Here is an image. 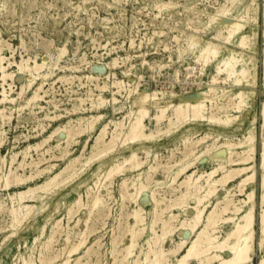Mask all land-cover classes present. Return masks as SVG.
Segmentation results:
<instances>
[{"label":"rangeland","instance_id":"rangeland-1","mask_svg":"<svg viewBox=\"0 0 264 264\" xmlns=\"http://www.w3.org/2000/svg\"><path fill=\"white\" fill-rule=\"evenodd\" d=\"M263 5L264 0H0V41H2L0 42V52L6 56L5 59L7 60L4 59L3 63L7 71L12 73L11 78L3 84L7 92V100L0 104V108L5 107L6 109L4 110V114L6 115L4 119L0 114L1 175L7 173L9 169H13L18 175L28 176L30 173L35 174L37 169H42V167L44 168L49 164H55L53 171L58 170L69 158L78 155L84 144V155L89 156L96 131H86L83 135L77 136L74 140L75 142L70 140L67 145L66 142H63L65 129L77 126L78 124L76 123L80 119L83 120L80 124L85 125L86 118L98 113L103 114V117L99 120L97 127L104 122H108V128L111 129L113 128L111 120H121L124 117L123 122L126 126L129 121V118L126 116H128L130 108L133 111L135 110V107H131V103L137 98V93L143 90L149 93L156 92L163 105L164 102L176 104L179 99L192 101L196 97H199L201 92L207 90L209 87H214L215 92L211 94L213 102L210 104L209 102L206 103V113H214L217 116L220 115L222 118H224L226 107L231 104L229 99L232 93L237 89L243 92L246 103L240 117L231 122V127H225L217 123L207 124L206 122L183 124V127L169 136L162 135L154 140L119 146L115 152L106 155L100 160L93 161L90 166L78 171L79 173L73 180L59 188L46 193L38 192L35 199L24 202V204H32L33 209L12 236V229L8 227L10 223L8 208L12 205L16 206L17 203L13 204L6 193L25 189L27 185L34 186L41 184L48 177L49 173L43 172L39 176L37 175L32 178V181H27V184L24 185H11L9 189L0 188V201L4 202L3 208L0 210V264H22L23 259L28 260L29 258L35 264H41L39 259L52 256L54 253L60 252L61 247L65 246V235H70L68 238L69 245H71L77 242L78 233L86 229V226L89 227L86 231V233L88 232L87 241L79 249L78 253L71 257L72 260L69 261V264H74L78 256H81L79 264H113V256L115 255L120 259L121 248L125 244L130 243L129 239L131 235H129L128 228L130 225H133L131 213L138 204L144 210L142 215H144L146 228L139 235V238H137L134 253H140L139 258L143 260L144 252L147 251L148 247L144 240L147 241V239L153 236L150 230V223L155 214L153 212L154 203L150 199V190H154L156 192L155 197L161 201L158 209L165 208L166 205L170 204L179 195L180 191L184 190L179 185V182L185 175H180L176 183L172 182V178L180 167V159L184 157L186 152L188 153L190 150H193L194 152L196 151L194 155H198L205 150L207 144L210 145L211 149L209 152L207 151L202 156L200 155L197 161L195 160V165L191 167V169L194 168L199 173L209 171L217 163L226 162L228 149L225 147V142L230 140L237 141L238 138H242L249 130H254L256 138V165L254 181L248 183L246 191L253 189L255 192L257 217V213L260 210L259 195L261 187L259 182L262 174V170L257 166V161L264 138V127L261 125L262 121L259 118V105L264 98V62H262L264 61ZM221 8L227 9V13L224 16L218 12ZM211 17H215L213 22L211 21ZM226 21H237L243 24L241 34H237L228 43L222 39H213V36L219 30L224 29L223 26L227 23ZM187 22L188 24H186ZM221 32L225 34V30ZM241 35L247 37L245 42L248 48H243L237 44V40ZM191 36L197 38L199 43L194 47L188 48L186 41ZM94 39L96 43H93ZM207 41H212L222 47L219 58L224 57L229 51H232L243 55L246 59H250L248 65L251 68V75L247 78V82L243 81L240 86H236L232 83V80L223 81L222 78L224 76L219 75L216 82L211 84L210 80L215 74L214 63L207 65L205 71H201L200 65L194 60L195 52ZM4 43L9 45H4ZM61 48H65L63 53L59 51ZM182 49L185 51L182 57L178 58L179 50ZM45 55L49 56L44 65L46 68L43 67L41 69L40 78L34 79L33 85L28 87V75L18 69L17 63L27 60V64L33 65L34 61L41 62ZM158 64L163 67L159 68ZM95 67L101 68L102 71L99 69L97 71ZM93 68L95 71H93ZM176 71L178 72L175 75ZM41 73H46V76H42ZM116 79L125 85V89H119L117 92V88L112 85V82ZM40 84L39 100L37 99L36 102L26 105L27 98L31 95L33 89ZM101 86L105 87L101 89ZM1 92L2 84L0 81V98L3 97ZM216 94L218 97H216ZM98 95L105 101L100 105V108L97 107ZM113 97L117 98L116 103L113 102ZM11 98L13 101H9ZM77 99H81V102ZM214 105L217 107L226 106L225 109L221 108L219 110V107L217 108ZM153 110V107H150L151 113H153ZM254 118L256 122L252 123ZM145 123L147 130L154 128L152 121L146 120ZM55 130L57 131L51 137L52 139L42 148L38 150L31 148L28 151L30 157L27 156L25 162L30 164L31 161L37 162L40 160L39 166L36 167L31 164L25 165L23 169H16L17 163L22 159L25 148L28 145L38 143ZM205 132L210 134V138H207L205 142L200 144L193 143L204 135ZM187 137L190 138L192 145H190L191 143H186L187 147H185L183 140ZM215 138L217 139L216 142L214 141L212 147L211 145ZM56 144H59L60 147H55ZM47 148H51L48 151L49 153L44 152ZM66 149L67 152L63 155L62 152ZM61 150L64 151L61 152ZM16 151L18 156L16 161L11 164V155ZM144 151H149L150 155L146 156ZM40 152L44 153L40 155ZM131 152L137 153L139 160L143 161L141 169L127 170L126 165L121 174L115 175L111 181L106 180V168L108 170L114 163L128 157ZM173 155L175 156L173 157ZM194 155H191L192 157L190 156L189 160L194 159ZM158 164L161 165L159 166ZM149 167L153 169H148ZM139 174L141 175L138 176ZM145 175H149L148 181L145 179ZM137 177H139V181L148 182V190L142 192L141 198L136 201L137 203L129 198L122 199L119 192L121 181L127 179L128 184H130ZM102 180L104 181L101 182ZM92 181L94 182L92 183ZM234 184L235 182H231L229 187L235 188ZM86 188L87 190L92 188V190H89L90 194L88 195ZM130 191H134V189L131 188ZM223 193L224 190H220L216 197L221 198ZM38 195H41L42 198L39 199ZM96 195H101L100 199L102 198L101 204L98 207L99 211H97L98 209H94L92 214H89L88 212L91 209L90 202L93 201ZM79 196L81 197V204L77 207V205H74V202L76 199H79ZM244 197L245 195L238 196L236 194L234 199ZM140 201L145 202L142 204ZM211 201H215V197ZM193 204L194 200L188 198L183 207H177L172 211L177 213L179 220L176 218L172 222L176 230L171 237L168 236L166 238L163 243L164 249L173 248L180 241L179 238L186 239L187 241L191 239L192 233L187 229L180 228L179 221L191 217V206ZM71 207L73 208L72 214H74L71 215L72 218L66 216L68 209ZM167 214L169 215V210L164 211L162 218H168ZM95 217L97 218L95 219ZM58 219L61 223L49 243V251L47 249L44 250L42 244L47 243L46 241L49 240L52 234L51 225ZM86 222L88 223L86 224ZM231 225L219 224L217 227L219 235H224ZM118 226H120L119 228L124 227V232H120L122 229H119ZM159 226L161 224L157 221L155 224L157 231H159ZM257 228L256 219V239L259 238ZM180 232H182L181 236L178 234ZM88 246L90 249L86 252ZM95 248L98 249L96 250ZM255 253L252 255L250 264H257L264 252L263 249L256 248ZM167 257L169 263H174L175 256L167 255ZM64 259L61 253L60 259L54 263L59 264Z\"/></svg>","mask_w":264,"mask_h":264},{"label":"bare ground","instance_id":"bare-ground-1","mask_svg":"<svg viewBox=\"0 0 264 264\" xmlns=\"http://www.w3.org/2000/svg\"><path fill=\"white\" fill-rule=\"evenodd\" d=\"M252 4H254V3H252ZM245 8H246V6H245ZM160 9H161V7H160ZM218 12L224 16L227 13V9L221 8L218 10ZM263 15H264V5H263ZM213 20H215V17H211L212 22H213ZM226 22L227 23L224 24V26H223L224 29H222V30H225V34H222V32H221L222 30H219L213 36V39H215V40L222 39L224 42L228 43L235 36H237V34L238 35L241 34V29L243 28V24H241L237 21H226ZM208 23H209V21H208ZM186 24H188V22ZM189 24H190V22H189ZM198 29H196V30H198ZM153 35H154V33H153ZM246 38L247 37L245 35H241L237 40V44L243 48H248V46H246L247 44L245 42ZM251 39H253V38H251ZM263 40H264V38H263ZM92 41H93V39H92ZM0 42H2V41H0ZM186 42H187V47L191 48V47L196 46L199 43V40L197 38L191 36V37L187 38ZM22 43H24V42H22ZM93 43H96L95 39H94ZM4 45H7V44L4 43ZM132 45H130V46H132ZM21 47H22V45H21ZM221 50H222V47L219 44L214 43L212 41H207L203 45H201L198 48L197 52H195V54H194V60L196 63H198L200 65L201 71H205V67L207 65L214 63L215 74L212 76V79L210 80L211 84L216 82L217 76H219V75L224 76L222 78L223 81L232 80V83L236 86H240L243 81L247 82V78L251 75V68L248 65L250 59H246V58H244L243 55L236 53V52H232V51H229V53L227 55H225L224 57L219 58ZM59 51L63 53L65 51V48H61ZM184 51H185L184 49L179 50L178 58L182 57V54ZM5 57L6 56H4L0 52V81L2 84L1 95L3 96L0 98V104L2 102H4L5 100H7L8 96H7V92H6V89L4 88L3 84L6 83L8 81V79L11 78V75H12L11 72L7 71L6 66L3 63ZM48 57L49 56H47V55L43 56L41 62L34 61L33 65L27 64V60H25V61L22 60L20 63H17L18 69L22 73L24 72L28 75L27 76L28 77V84H27L28 87L33 85L34 79L41 76L40 71L43 67H45L44 65L46 64ZM5 60H7V59H5ZM262 62H264V61H262ZM116 63H114V64H116ZM109 65H111V64H109ZM49 67H50V65H49ZM158 67L162 68L163 66L158 64ZM77 68H78V66H77ZM95 69H97V71H98L99 68L95 67ZM95 69L93 68V71H95ZM99 70L102 71L101 68ZM177 72L178 71L175 72V75L177 74ZM263 74H264V63H263ZM42 76H46V73L42 74ZM79 79H80V77H79ZM57 80H59V79H57ZM87 80H88V78H87ZM89 80H90V78H89ZM105 80H107V79L105 78ZM61 81H62V79H61ZM41 84L38 85L36 88L34 87L35 89H33V92L31 93V95L26 100V105H29L32 102H36V100L38 98H40L39 97V91L41 89ZM112 85L117 88V92L119 91V89L122 90V88L125 87V85L118 79L114 80L112 82ZM104 87L105 86H101L100 88L103 89ZM22 89H23V87H22ZM46 91H48V90L46 89ZM220 91H221V89H220ZM214 92H215V88L209 87L207 90L201 92L199 97H196V98L194 97L195 99H193L192 101H189L186 99H179V101L176 104L164 102L162 105V102L160 101L158 94L156 92L149 93L146 90H143L142 92L137 93V98L134 99L131 103V107H135V110L133 111L130 108V110L127 114L128 116H126L129 118L128 124L126 126H125V123L123 122V119L125 118L124 117L121 120H113V121L111 120V122L113 123V128H111V129L108 128V125H109L108 122H104L97 127L99 120L103 117V114L98 113L96 115H91L89 118H86L85 119L86 120L85 125L80 124V122L81 123L83 122V120L80 119V121H78V123H76V124H78L77 126H75V127L72 126V127L65 129V131H64L65 136H64L63 142H66L67 145L69 144L70 140L74 141L77 136H80L81 134L83 135V133L86 131H91V132L96 131L94 139H93V143H92L91 149H90L91 153L89 156L84 155V150H85V144H84L81 152L78 155H75L72 158H69L61 168H59L58 170H55V171H53L55 164H49V165L46 164L47 165L46 167H44V168L42 167V169H37L35 174L30 173L28 176H21V175L16 174L13 169H9L10 168L9 167L8 168L9 171L6 170V171H8L7 173H4L2 175L0 174L1 175L0 176V188L9 189V187L11 185H13V186L24 185V184H27V181H32L31 180L32 178H34L37 175L39 176L43 172L49 173L48 177L41 184H37L34 186L27 185L25 189L17 190L13 193H6V194H8V198L11 200V202L13 204L17 203L16 206L12 205L10 208H8V214L10 216V223H9L8 227H10L12 229L11 236L15 234L17 228L21 225V223H23V221L28 217V215L30 214V212L33 209L32 204H28V203L24 204V202L31 201L32 199H35L36 194L38 192H41V193L45 192L46 193V192L52 191L53 189L59 188L60 186H62L64 184H66L67 182L73 180L77 176V174L79 173L78 171L84 170L85 167L90 166L93 161L100 160L101 158L105 157L106 155H108L112 152H115V150L119 146H123V145H126L128 143H141L143 141L154 140L155 138H158L162 135L169 136L173 133H176L179 130V128L183 127V124H186L189 122H196V123L206 122L207 124L217 123V124H222L225 127H231V122L234 119L240 117V115L242 114V112L244 110L243 107L246 106V103L244 100V94L240 89H237L234 93H232V96L229 99L231 101V104L228 105L226 107V109H225L226 105L223 107L218 106L219 110L221 108L226 110L224 118H222L220 115L217 116L214 113H209V114L206 113V110H207V104L206 103L209 102V104H210L211 102H213L212 101L213 97L211 96V94ZM22 93H23V90H22ZM89 95H91V94H89ZM92 95H95V94H92ZM117 95H119V94H117ZM216 97H218L217 94H216ZM80 100L81 99H79L78 101L81 102ZM9 101H13V99L11 98V99H9ZM97 101H98L97 102L98 108H100V105H102L105 102L104 99L100 95H98ZM95 102H96V100H95ZM113 102L114 103L117 102L116 97H113ZM83 104H84V101H83ZM214 106H216V105H214ZM76 107H78V106H76ZM150 107H153V109H154L153 113H151ZM4 110H6L5 107L0 108V114H1V117L3 119L6 116L4 114ZM95 110H96V108H95ZM113 110H114V108H113ZM32 114L34 115L33 111H32ZM11 115H12V112H11ZM57 115H59V114H57ZM259 118L262 121L261 125L264 127V98L260 102V105H259ZM40 119H41V117H40ZM146 120H150L153 122V125H154L153 129L149 128L147 130L146 123H145ZM69 121H71V120H69ZM72 121H74V120H72ZM255 122H256V119L254 118L252 120V123H255ZM71 125H72V123H71ZM74 125H75V123H74ZM35 130H36V128H35ZM57 130L53 131L52 134L48 133L49 136L44 138L43 140L39 141L38 143H35L34 145H28L25 148V150L23 151V156L21 155L22 159L20 162L17 163L18 165H17L16 169L17 168L23 169L25 165L27 166V165H31V164H33L36 167L39 166V164L41 162L40 160L39 161L36 160L37 162H35V161L30 162L29 161L30 164H27L25 162V158L27 156L30 157V155L28 154V151H30L31 148H33V150H38V149L42 148L47 142H49L50 139H52L51 137L54 136L53 134L56 133ZM36 134H38V133H36ZM217 135H219V134H217ZM1 137H2V135H1ZM207 138H210V134L205 132L204 135H202L201 137L196 139L193 143H195V144L203 143V142H205V140ZM216 139L217 138H215L213 140V143L211 142L212 147L214 145V141L216 142ZM183 142L185 144V147H187L186 143L187 144L191 143L190 145H192V142L190 141L189 137L185 138L183 140ZM255 143H256V138H255L254 130H249L246 134H244L242 136V138H238L237 141H231L230 140V141L225 142V147H227L226 149H228V156L226 157V162L225 163H217L216 166L211 168L209 171H203L201 173H199L194 168L191 169V167L193 165H195V160L197 161V159L200 155L202 156L204 152H207V151L209 152V150L211 149L210 145L207 144L206 148L204 147L205 150L202 151L198 155H194L196 151L194 152L193 150H190L188 153L186 152L185 155L183 154L184 157L183 158L181 157L182 159H180V161H179L180 167L177 169V171L175 169L176 172L174 171L175 175L172 178V182L176 183V180L178 179V177L180 175L184 174L185 176L179 182V185L181 187H183L184 190L180 191L179 195H177L174 200L169 198L170 200H172L171 203L167 201L170 204L166 205L165 208L163 207L160 210L158 209V205L160 206L161 201L155 197L156 192H154V190H150V199L154 203V207H153L154 211L153 212L155 215H153L154 218L150 223L151 224L150 230H151L153 236H151L149 239H147V241L144 240L148 246L147 251L144 252V259L141 260L139 258L140 253L139 254L134 253V249L137 245V238H139V235H141L146 228L145 221H144V215H142V212L144 210L142 209V207L139 204L138 205L135 204L137 207L131 213V217L133 218V225H130L128 228V232L130 233L129 235H131V238L129 239L130 243L125 244L121 248L122 253H121L120 259L117 258V256H115V255H114L115 257L113 256V259H114V261H112L113 264H250L252 261V255L255 253L256 248L263 249V252H264V138H263V142H262V149L259 152L258 161H257L258 168L262 170V174H261L260 182H259L260 187H261V193L259 195L260 210L257 213V217H256V210H255V207H256L255 192L253 189L246 191L248 183L253 182L254 178H255V165H256V144ZM55 147H60V145L56 144ZM10 148H12V147H10ZM49 149H51V148L45 149L44 152L50 151ZM198 149H200V148H198ZM236 149H239V150H236ZM62 151H64V150H61V152ZM181 151H182V149H181ZM44 152H42V153L40 152V155H42ZM66 152H67V149L64 152H62L63 155H65ZM144 152H145L146 156L150 155L149 151H144ZM183 152H185V151H183ZM191 155L192 156L194 155L195 157H194V159L189 160V157ZM17 156H18L17 151L11 155V164H13L16 161ZM174 156L175 155H173V157ZM53 159H55V158H53ZM167 160H169V159H167ZM2 161H4V159H2ZM142 164H143V161L139 160L137 153L131 152V154L128 157H125L122 161H118L117 163H114L108 170L106 168L107 172H105L106 173L105 179L106 180L108 179L111 181V179H113V177H115V175H119L124 171V168L126 167V165H127V167H126L127 170H134V169L139 170V169H141ZM166 164H167V162H166ZM172 165H174V164H172ZM108 166H109V164H108ZM148 169H153V168L149 167ZM32 171H33V169H32ZM140 175L141 174H139L138 176H140ZM97 179H99V178H97ZM145 179L148 181L149 175H147ZM139 180H140L139 177H137L134 181H131L130 184H128L127 179H124L123 181H121V183L119 185V192H120V196L122 199L129 198V199L133 200L134 202H136L137 200H139L141 198L142 192L148 190V182L144 183L143 181H139ZM103 181L104 180H102L101 182H103ZM93 182L94 181H92V183ZM161 182H162V180H161ZM231 182H235V184H234L235 188L229 187V184ZM107 185H108V183H107ZM108 187H106V188H108ZM169 187H170V185H169ZM106 188H105V190H106ZM131 188L134 189V191H130ZM234 189H236V190H234ZM86 190H87V188H86ZM89 190H92V188H89L86 191L87 195L90 194ZM175 190H176V188H175ZM220 190H224V193H223L221 198H217L216 196ZM171 193L173 194V192H171ZM92 194H93V192H92ZM236 194L238 196L245 195V197L234 199ZM100 196L96 195L94 197L93 201L90 202L91 203V209L88 212L89 214L90 213L92 214L94 209H96V210L98 209L97 211H99L98 207H99V204H101V199H102V198L100 199ZM107 196H109V195L107 194ZM91 197H93V196H91ZM214 197H215V201H211V199ZM5 198H6V196H5ZM40 198H42L41 195L39 196V199ZM78 198L79 199H76L74 202V205H77V207H79L81 204V199H80L81 197L79 196ZM188 198H192L194 200V204H193V206H191L192 215H190L191 217H189V218H184L183 220L179 221V225H180V228H182L184 230L185 229L189 230L192 233V237L189 241H187L186 239H183V238H179L180 241L177 242L176 244L174 243L175 246L173 248L164 249L163 243L165 242L166 238L168 236L171 237L176 230V227L172 224V222L177 218V213H174L172 211L174 209H176L177 207H180V206L183 207L184 203L187 201ZM102 201H104V200H102ZM120 201H121V199H120ZM126 201H128V200H126ZM140 202H142V201H140ZM144 202H142V204ZM3 203L0 201V210H2V208H3ZM12 203H9V204H12ZM122 207H123V205H122ZM105 208H106V206H105ZM43 209H45V208H43ZM43 209H42V211H43ZM166 210H169V215L167 214L168 218L165 219V218H162V214ZM183 210H184V208H183ZM75 212H76V210H75ZM100 212H102V211H100ZM72 213H73V208L71 207L68 209L66 216L71 217V215H74ZM99 217H100V215H99ZM103 217H101V218H103ZM96 218L97 217H95V219ZM256 219H257V226H258L257 229H258V234H259L258 239H256V236H255V234H256V231H255ZM177 220H179V219L177 218ZM85 221H86V219H85ZM121 221L123 222V220H121ZM157 221H159L161 224V226H159V229H158L159 231H157L155 229V224L157 223ZM60 223L61 222L58 219L57 221H54L53 225H51L52 226V234L49 237V240L46 241L47 243L42 244V247L44 248V250L45 249L48 250L49 243L53 237V234L56 232V229L59 227ZM87 223L88 222H86V224ZM221 223L232 224L231 227L224 233V235H219L220 233H218V231H217L218 230L217 227ZM93 224H95V223H93ZM119 224H120V222H119ZM120 226H121V224H120ZM120 226H118V228ZM125 226H126V224H125ZM60 227H61V225H60ZM85 228L86 229H84L83 231L81 230L78 233L77 242H75L71 245H69V238H68V236H70V235H65L66 236V238H65L66 244H65V246L61 247L60 252H57L54 254L52 253L53 255L48 256V257L43 256L44 258L39 259L40 263L41 264H52L54 262H57L60 259V256L62 253L63 258H65V259L59 264H69V261L72 260L71 257L74 254H77L79 249L81 247H83V245H85V243L87 241V236H88L87 233L88 232L86 233V231H87V228H89V227L86 226ZM123 228H119V229H122V230H120V232L121 231L124 232ZM91 229H92V227H91ZM125 229H126V227H125ZM98 230H99V228H98ZM178 234H179V236H181L182 232H180ZM119 237H120V235H119ZM123 238H124V236H123ZM119 240H120V238H119ZM70 242H71V240H70ZM94 244H95V242H94ZM98 244H99V242H98ZM120 244H122V243L120 242ZM171 246H173V245H171ZM40 247H41V245H40ZM99 247H101V246H99ZM89 249H90V247L88 246L86 252ZM37 251H39V250H37ZM54 251H55V249H54ZM98 252H100V251H98ZM40 253H41V250H40ZM42 253H44V252H42ZM224 254H226V255H224ZM88 255H90V254L88 253ZM88 255H87V257H88ZM167 255L175 256L174 263H169ZM41 257H42V254H41ZM80 257L81 256H78L75 259L74 264H79ZM38 258H39V256H38ZM99 259H97V260H99ZM39 261H38V263H39ZM90 261H91V259H90ZM87 263H90V262H87ZM98 263H101V262H98ZM22 264H35V263L29 258L28 260L23 259ZM257 264H264V253L260 257V259L258 260Z\"/></svg>","mask_w":264,"mask_h":264}]
</instances>
